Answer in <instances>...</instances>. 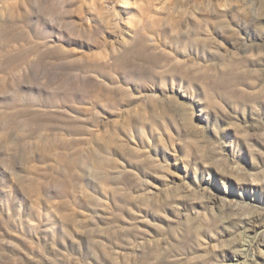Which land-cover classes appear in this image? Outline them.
I'll use <instances>...</instances> for the list:
<instances>
[{"label":"rangeland","instance_id":"374dc122","mask_svg":"<svg viewBox=\"0 0 264 264\" xmlns=\"http://www.w3.org/2000/svg\"><path fill=\"white\" fill-rule=\"evenodd\" d=\"M0 264H264V0H0Z\"/></svg>","mask_w":264,"mask_h":264},{"label":"bare ground","instance_id":"6f19581e","mask_svg":"<svg viewBox=\"0 0 264 264\" xmlns=\"http://www.w3.org/2000/svg\"><path fill=\"white\" fill-rule=\"evenodd\" d=\"M77 1V0H76ZM80 7V6H79ZM84 8V7H83ZM82 9H80V11H81ZM79 11V12H80ZM71 13V12H70ZM71 17V16H70ZM66 20V19H65ZM71 20V19H70ZM75 20V19H74ZM79 23V22H78ZM67 24V23H66ZM68 25V24H67ZM71 25V24H70ZM69 25V26H70ZM78 25V24H77ZM71 27H72V25H71ZM78 28V27H77ZM80 28V27H79ZM91 29V28H90ZM89 29V30H90ZM81 31V30H80ZM77 32H79V30H77ZM89 32V31H88ZM92 32V31H91ZM80 33V32H79ZM35 34V33H34ZM93 33H90V35H92ZM94 35V34H93ZM96 35V34H95ZM77 36V35H76ZM88 36V35H87ZM78 37V36H77ZM89 37V36H88ZM97 37V36H96ZM47 38V37H46ZM91 38V37H90ZM78 39V38H77ZM92 40V39H91ZM99 40V39H98ZM95 41H96V39H95ZM100 41V40H99ZM130 41V40H129ZM47 42V41H46ZM102 42H103V40H102ZM97 43H98V41H97ZM128 43V42H127ZM142 44V43H141ZM44 45V44H43ZM42 45V46H43ZM144 49V48H143ZM54 51V50H53ZM64 51V50H63ZM132 51V48H131V46H130V48L125 52V54L124 55H122V56H124V57H127L128 56V54L130 53ZM114 52V51H113ZM123 52V51H122ZM115 53V52H114ZM121 55V54H120ZM62 56V55H61ZM83 56V55H82ZM115 56V55H114ZM75 60H76V58H75ZM78 60H80V58L78 59ZM77 60V61H78ZM83 60V59H82ZM81 60V61H82ZM71 62H73V60L71 61ZM79 62V61H78ZM84 62V61H83ZM116 63H118V64H121V63H123L122 62V59H121V56H118L117 55V57H116ZM74 64H75V61H74ZM79 64H80V62H79ZM72 65H73V63H72ZM78 65V64H77ZM76 65V66H77ZM107 66V65H106ZM78 67V66H77ZM105 67V66H104ZM101 73V72H100ZM128 74V73H127ZM101 77V76H100ZM120 77V76H119ZM84 79V78H83ZM115 79V78H114Z\"/></svg>","mask_w":264,"mask_h":264}]
</instances>
